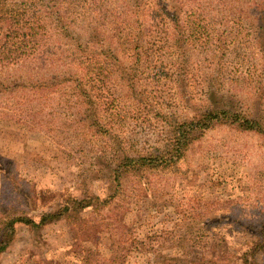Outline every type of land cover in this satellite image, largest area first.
<instances>
[{"label": "rangeland", "instance_id": "374dc122", "mask_svg": "<svg viewBox=\"0 0 264 264\" xmlns=\"http://www.w3.org/2000/svg\"><path fill=\"white\" fill-rule=\"evenodd\" d=\"M155 1L91 0L89 6L86 0H56L63 20L44 24L47 35L36 55L0 63V218L6 212L38 221L43 212L71 206L68 199L90 201L88 208L70 209L41 228L16 224L0 264H155L161 260L156 250L170 245L165 233L190 222L205 226L225 254L241 252L253 240L251 225L264 216L259 132L217 124L199 132L169 172L127 174L119 187L103 167L107 162L114 168L124 153L141 156L163 148L173 124L208 107L215 85L203 73L213 54L223 64L221 93L213 99L227 89L245 97L247 105L256 96L261 53L229 43L231 34H202L199 47L187 51L189 64L179 81L163 51L154 53L153 65L142 61L136 83L125 85L120 72L129 64L128 38L141 34L147 52L144 34L154 23ZM185 1L190 8L195 0ZM241 7L247 8L238 2ZM44 10L37 12L40 19ZM103 11L105 18L99 16ZM160 23L156 42L172 35ZM94 28L110 36L101 46L92 38ZM107 45L116 63L98 75L82 59L89 51L105 59L101 48ZM236 78L245 82L233 85ZM81 86L97 96L93 102L84 99ZM88 107L97 115L86 114ZM259 110L264 116V98ZM147 177L154 190H147Z\"/></svg>", "mask_w": 264, "mask_h": 264}, {"label": "trees", "instance_id": "16d2710c", "mask_svg": "<svg viewBox=\"0 0 264 264\" xmlns=\"http://www.w3.org/2000/svg\"><path fill=\"white\" fill-rule=\"evenodd\" d=\"M54 1L56 0H0L1 64L31 59L36 55L37 49L41 47L47 35L45 25L49 22L57 25V22L60 23L63 20L58 6L53 5ZM86 2L92 6L91 0ZM238 2L244 3L248 9L245 7L238 9ZM185 3L184 0H173L172 4H168L167 0L155 1L156 8L151 10V20L154 23L147 24V34H144V37L147 36V52L144 50L145 42H142L141 34H136L137 39L128 38L133 46L130 48L128 66L121 68L123 83L129 87L134 85L142 61L147 60V64L153 65L156 61L154 53L163 51L171 59L172 76L179 81L189 64L190 57L187 51L190 48L199 47L202 34H231L229 43L247 44L251 50L261 53L259 71L262 75H257L259 80L256 82V96L250 97L248 101L251 103L247 105L245 97L227 89L218 98L213 99L221 93L218 87L223 82L220 78V68L223 64L213 54V59L209 63V72L203 73V80L209 81V85H215L211 88L212 90H209L208 98L212 100L208 107L194 119L173 124L168 132L169 135L164 139L163 148H157L141 156L124 153L119 160L120 163L112 169L109 163H104L103 167L110 171L109 175L116 181L118 187L122 177L127 174H143L144 171L147 173L169 172L185 155L189 145L199 137V132L217 124H228L239 130L256 131L264 136V116L259 110L264 98V0H195L190 8H185ZM43 6H45L44 17L40 19L37 12ZM99 16L105 18L107 15L103 11L99 12ZM49 17H54L56 21H47ZM160 20L166 22L170 30L165 34L172 35L164 37L162 42H156L154 33L161 26ZM111 23L114 24L115 20H111ZM91 34L99 46L110 38L107 33L100 32L97 28L92 29ZM101 49V54L106 55L105 59L101 60L94 51H89L83 56L84 60L82 59V63L86 62L98 75L104 73L109 65L113 66L116 63V58L108 45L106 49ZM146 54L147 59L143 58ZM150 56L153 57L150 59ZM232 81L235 82L233 85L245 82L244 78H236ZM80 89L82 94H85L84 99L89 103L93 102L92 98L97 97L86 91L84 86ZM128 91H131L130 93L135 97L140 95L137 90ZM88 113H91V116L97 115V111L92 107L86 109V114ZM99 131L98 134L101 133V128ZM105 131L109 136L116 138L107 130ZM121 142L120 139L119 144ZM143 185L144 183L141 182L140 186ZM148 186L154 190L149 177H147V190ZM68 201L71 202V206L65 205L53 212H43L38 216V221L28 215L8 216V213L4 212L0 218V254L10 245L16 224L41 228L59 220L70 209L78 212L90 206V201L84 199H68ZM6 216H8L7 220H5ZM261 220L256 226L251 225L253 240L241 252L235 254H225L223 243L221 244L219 239L210 234L205 226L192 222L185 224V227L176 224L173 231L165 233L170 238L166 239L169 240L170 245L156 250V255L160 256L161 260L155 259L152 262L155 264H264V216ZM234 222L239 223V220L236 218ZM178 229L180 234L176 235ZM85 258L88 257L85 256Z\"/></svg>", "mask_w": 264, "mask_h": 264}]
</instances>
